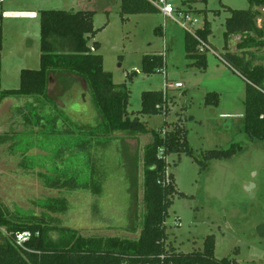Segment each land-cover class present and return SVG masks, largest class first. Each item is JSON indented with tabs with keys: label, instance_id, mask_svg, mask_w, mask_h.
<instances>
[{
	"label": "rangeland",
	"instance_id": "rangeland-1",
	"mask_svg": "<svg viewBox=\"0 0 264 264\" xmlns=\"http://www.w3.org/2000/svg\"><path fill=\"white\" fill-rule=\"evenodd\" d=\"M173 3L175 19L162 12L122 15L121 0H0L4 16L0 88H19L23 68H40L43 10L93 11L98 31L89 45L100 42L96 52L103 56L104 69L112 73L115 84H127L130 88L129 112L141 110L143 91L163 90L175 97L170 114L141 116L142 120L150 129H160L165 121H176L179 116L185 120L194 156L182 153L167 158L168 173L174 174L178 190L185 194L176 196L170 208L168 242L180 251L191 252L203 249L205 238L214 235L217 258L234 257L240 264H264V235L258 232V227L264 225V139L251 138L245 132L248 82L226 56L227 51L241 53V35H234L228 43L225 39L228 8L247 9L250 3ZM205 23L212 30L208 39L213 50H207V68L202 70L186 50V35L203 28ZM258 23L261 25L262 20ZM151 54H163L166 62L163 69L148 74L143 71V59ZM73 78L72 82L63 83V88L52 77L49 97L63 116L76 124L96 126L100 115L86 83L77 76ZM177 81L184 87L166 88L167 83ZM27 102V98L9 97L0 104V138H6L0 144V202L8 216H41L46 209L40 200L64 196L69 209L52 213V219L48 218L51 223L74 228L86 237L138 238L145 208L143 154L151 135L122 134L106 147L101 146L99 162L105 173L102 195L92 190L51 189L38 175L46 167L23 168L22 151L12 149L16 141L13 138L31 128L26 127L20 110ZM51 108L49 105L46 110L51 112ZM60 124L62 129L72 130L64 118ZM24 140L28 142L30 135L24 136ZM32 143L26 154L38 162L46 153L42 150L44 142ZM232 144L242 146L232 156L206 158L210 151L228 149ZM25 146L23 142L21 147ZM74 157L68 159L71 165L76 163ZM199 161H206L204 169ZM0 229L7 234L5 228Z\"/></svg>",
	"mask_w": 264,
	"mask_h": 264
},
{
	"label": "trees",
	"instance_id": "trees-1",
	"mask_svg": "<svg viewBox=\"0 0 264 264\" xmlns=\"http://www.w3.org/2000/svg\"><path fill=\"white\" fill-rule=\"evenodd\" d=\"M159 0H121L122 15L160 12ZM247 9L228 8L230 15L225 22V39L241 35L238 52H226L231 65L247 80L245 99V132L251 138L264 139V0H248ZM3 14L0 12V73L3 47ZM259 19L262 24L259 25ZM41 55L40 68H23L19 88L1 89L0 104L5 98H27L20 110L26 127L13 143L12 149L21 150L20 165L23 168L46 167L38 175L46 187L59 190H92L102 195L105 173L100 168L99 152L122 134L130 137L151 135L143 154L145 205L140 235L136 239L116 236L80 235L71 227L51 223L52 213H65L69 201L64 196H51L40 200L44 209L41 216L31 215L27 219L10 218L0 202V264H240L234 257L217 258L216 238L209 235L200 250L183 252L168 242L167 220L176 196H185L177 188L173 173H168L167 158L186 153L194 156L189 146L185 120L165 121L160 129H150L141 116L171 112L175 97L163 90L142 92V108L130 113L131 90L127 84L117 85L112 73L104 69L102 54L96 51L100 42L89 40L95 37V13L90 10H43L40 17ZM212 33L205 23L195 33H187L186 50L195 58L194 64L202 70L207 68V49L201 50V42L208 45ZM163 54L146 55L143 71L152 74L165 67ZM73 76L82 79L91 94L92 103L100 115L96 126L76 124L54 104L49 97L52 77L59 86L70 83ZM63 88L66 87L62 85ZM217 95V94H215ZM34 101L31 102L30 100ZM218 100V99H217ZM216 101V100H215ZM218 103L214 102V104ZM51 105V112L47 106ZM27 109L25 112L24 110ZM64 118L72 130H64L60 121ZM73 127V128H72ZM32 132H31V131ZM20 135V136H19ZM30 135V140L23 137ZM6 138H0V144ZM44 142L46 153L34 162L26 151L31 145ZM25 142V148L23 146ZM240 144L228 149L210 151L206 158L222 159L232 156ZM75 156L73 165L68 159ZM202 169L206 161H199ZM75 166V167H74ZM136 218L137 214H136ZM136 229V228H135ZM31 231L32 238L22 247L16 243L19 232ZM57 232L58 236H54Z\"/></svg>",
	"mask_w": 264,
	"mask_h": 264
},
{
	"label": "built area",
	"instance_id": "built-area-1",
	"mask_svg": "<svg viewBox=\"0 0 264 264\" xmlns=\"http://www.w3.org/2000/svg\"><path fill=\"white\" fill-rule=\"evenodd\" d=\"M156 4L159 7L160 12H162L165 15V17L175 19L174 13L176 12V8L173 3V0H159ZM185 17L189 22L191 21L190 17L188 16ZM200 49L201 50L207 49L208 51L213 50L210 45L204 42H201ZM183 86L184 85L182 82H175V83H167L166 88L167 89L172 87L181 88ZM32 235H33L32 232L28 230L19 232L16 235V239H15L16 243L18 244V246L22 247L27 241H29L32 238Z\"/></svg>",
	"mask_w": 264,
	"mask_h": 264
},
{
	"label": "water",
	"instance_id": "water-1",
	"mask_svg": "<svg viewBox=\"0 0 264 264\" xmlns=\"http://www.w3.org/2000/svg\"><path fill=\"white\" fill-rule=\"evenodd\" d=\"M258 232H259V234L260 235H264V225H260L259 227H258Z\"/></svg>",
	"mask_w": 264,
	"mask_h": 264
},
{
	"label": "crops",
	"instance_id": "crops-1",
	"mask_svg": "<svg viewBox=\"0 0 264 264\" xmlns=\"http://www.w3.org/2000/svg\"><path fill=\"white\" fill-rule=\"evenodd\" d=\"M233 37V36H232ZM178 82V81H177ZM184 87V86H183ZM172 88H175V87H172ZM182 88V87H181Z\"/></svg>",
	"mask_w": 264,
	"mask_h": 264
}]
</instances>
